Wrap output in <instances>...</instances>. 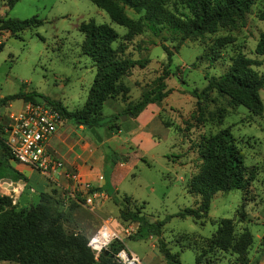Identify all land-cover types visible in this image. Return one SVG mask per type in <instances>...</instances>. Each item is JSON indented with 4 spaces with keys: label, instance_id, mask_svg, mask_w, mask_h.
Masks as SVG:
<instances>
[{
    "label": "rangeland",
    "instance_id": "1",
    "mask_svg": "<svg viewBox=\"0 0 264 264\" xmlns=\"http://www.w3.org/2000/svg\"><path fill=\"white\" fill-rule=\"evenodd\" d=\"M0 4L3 17L22 19L36 14L42 20L38 25L16 32L6 29L2 34L0 96L35 90L49 98L58 99L67 109L79 107L85 99L94 65L80 51L82 34L76 27L77 23L88 18L95 22H106L120 36L124 34L125 26L111 21L107 13L90 0H15L10 6L5 0H0ZM124 11L130 17L138 16L129 7L124 6ZM261 33L264 34V0H254L241 25L219 28L202 37L185 38L178 42L176 49L172 47L176 40L165 28L157 34L145 29L125 41L126 54L132 58H147L143 66L133 65L122 78L129 87V98H136L166 64L169 73L164 81L169 91L162 99L154 101L156 103L152 111L157 112V117H154L148 128L153 133L152 139L143 136L137 146H126L129 167L122 169L123 174L118 175L112 188L105 183L104 187L117 198V202L106 193L87 202L80 189H68L51 181L46 188L38 187L45 178L36 169L29 177V183L35 190L30 192L32 196L27 197L25 203L20 202L19 196H14L11 190L3 189V194L9 195L11 202L19 208L35 202L39 191L49 192L53 205L68 214L62 221L66 231H81L89 236L103 219H108L119 232L124 245L135 251L147 264H160L163 259L156 245L158 236L132 237L137 221L122 219L118 215L123 194L129 198L127 206L130 209L138 207L139 213L149 222L165 218L159 236L166 241L171 251L179 249L178 244H204L205 237L215 228L214 220L217 217H230L234 220L235 231L243 227L249 229L252 242L247 255L257 256L260 236L264 232V87L258 89L262 102V111L258 115L250 113L242 105H224V101L219 98L209 101L205 110H213L215 104L224 107L220 122L208 117L207 112L201 118L197 114L191 116L195 109V98L190 90L201 88L208 76L224 71L229 63L228 56L234 52V48L245 56L259 60L258 64L251 66L258 73H264V55L254 52L255 42ZM220 35L232 38L231 44L220 48V56L211 63L202 58L197 59L202 48ZM162 45L172 50L169 63L166 62L167 56ZM8 103L0 102V115L3 109L17 110L21 98H13ZM122 106L123 102L119 99L108 97L102 103L101 114L105 118L117 114L114 120L120 123L122 129L117 134V140L126 139L123 144L127 145L129 134L125 129L133 125V117L120 114ZM162 120L170 121L172 125L166 126ZM67 121L72 124L70 119ZM224 126L235 137L244 163L255 167L253 179L244 190L232 188L214 192L206 215L200 219L177 215L183 207L195 206L199 198L198 194L189 193L186 189L187 178L196 170L198 163L194 141L199 134L213 133ZM102 128V125L98 126L97 131L100 133ZM104 148L107 149L106 146ZM106 153L108 160L104 166L105 177L111 155L108 151ZM11 165L0 164V174H11L14 169ZM240 208L249 219H237L236 209ZM126 226L132 227L128 234L123 232ZM140 231L144 233V227ZM215 252L208 254L209 257L215 255ZM194 253L189 247L179 250V264H196L193 261ZM263 258L264 251L259 254V259ZM222 261L219 264H223ZM0 264L16 263L0 260Z\"/></svg>",
    "mask_w": 264,
    "mask_h": 264
},
{
    "label": "trees",
    "instance_id": "2",
    "mask_svg": "<svg viewBox=\"0 0 264 264\" xmlns=\"http://www.w3.org/2000/svg\"><path fill=\"white\" fill-rule=\"evenodd\" d=\"M10 6L15 0H5ZM97 7L103 9L109 19L125 26L126 30L120 36L116 30L106 22H95L93 19H82L76 27L82 34L80 51L87 55L94 65V73L87 88L84 101L79 107L66 109L58 99H52L35 90L26 92L17 91L0 96V102L9 99L22 98L36 101L44 99L51 102L58 110L61 118L70 119L83 125L107 126L109 129L117 128L118 122L114 119L117 114L105 118L101 114V106L106 97L117 98L123 102L119 113H131L134 117L148 102L159 101L168 93L164 78L169 71L162 68L140 91L136 98L130 99L129 87L123 81L133 65L143 66L147 58H132L125 52V41L147 29L157 34L161 29H167L176 43L185 38L202 37L206 33H213L219 28H234L244 22L245 13L254 0H90ZM124 6L131 8L138 16L133 18L124 11ZM36 14L22 19L4 16L0 27L10 32L22 30L25 27L41 23ZM232 43V38L226 35L214 37L197 59H205L209 63L220 56V48ZM2 42H0V48ZM232 47V46H231ZM167 60L170 61L171 49L162 45ZM254 52L264 55V34L261 33L254 45ZM229 63L224 71L218 75L207 77L205 84L197 89L190 90L194 96L195 109L191 116L197 117L207 112V116L220 122L224 115V107L215 104L213 110H205L209 101L221 99L224 105H242L252 114H260L262 102L258 96V89L264 87V73H258L252 64L259 60L245 56L240 50L228 56ZM194 63V62H193ZM215 93L212 95V93ZM164 125H172L170 121L162 120ZM176 129H179L175 125ZM106 146V150L105 147ZM105 162L108 153L109 161L113 162L118 153L106 143L101 146ZM198 163L196 170L186 181L189 193L198 194L195 206L183 207L177 215H190L194 220L206 215L209 200L218 190L228 191L232 188L244 190L255 174V167L247 165L236 139L229 128L219 127L209 134H199L194 141ZM11 156L0 138V164H6ZM15 177L24 181V176L13 169ZM104 179L99 187H104ZM107 189V188H106ZM107 193L114 202L117 198L107 189ZM129 198L123 194L120 198L118 215L122 219L137 221V227L132 237L139 235L158 236L157 248L166 264H179L177 251H171L166 241L159 236L165 218L149 222L140 213L138 207L130 209L127 206ZM243 207V205H242ZM237 219H249L244 210L236 209ZM67 212L57 209L53 205L49 192L39 191L35 202L27 206L16 208L7 194H0V260L13 261L16 264H120L114 257L115 250L122 244L120 240L111 241L108 246L99 251L96 256L86 245L87 235L81 231H66L62 221L66 219ZM215 228L204 239V244L188 243L196 250L194 263L216 264L213 251H224L231 255L229 263L253 264L264 251V232L260 236L258 255L254 260L247 256L248 248L252 242V234L248 228L243 227L235 231L234 220L230 217H217ZM144 227L145 232L140 231ZM105 250V251H104Z\"/></svg>",
    "mask_w": 264,
    "mask_h": 264
},
{
    "label": "crops",
    "instance_id": "3",
    "mask_svg": "<svg viewBox=\"0 0 264 264\" xmlns=\"http://www.w3.org/2000/svg\"><path fill=\"white\" fill-rule=\"evenodd\" d=\"M9 100L6 101L7 105H9ZM22 102L23 99L21 98V103ZM155 103L156 102L146 103L145 106L133 117V125L125 129L129 134L128 142L130 145L123 144L126 139L121 140L118 138L117 140V134L122 131L119 122L117 128H112V130L107 126H103L100 133L97 131V128L94 127L98 137L97 139L85 125L77 122H72L71 124L68 123L66 118L61 119L54 132L46 140V147L53 156L61 160L62 166L56 171L49 172L48 174H44L38 170V172L45 179L43 180L42 185L37 186H40L41 188L45 187L47 183L51 181L68 189L76 187L77 189L83 191L81 188V182H88L90 185L97 188L104 181L102 175L105 173L104 166L106 162L104 160V152L101 146L103 143H106L110 148L118 153L115 161L110 162L109 170L106 173L107 176H104L107 186L112 188L118 175L123 174L124 170L122 169L124 167H129L127 165L129 157L126 146H137L138 140H141L143 136L150 140L152 139L151 137H153V133H151L148 128L149 124L154 120V117H157V112L152 111ZM6 111L8 110L3 109L2 115H0V119L2 118L0 125L3 122L2 120ZM85 129L88 131L90 136L86 134ZM5 162L8 164L12 163L11 166L24 176V181L16 178L13 172L11 174L1 173L0 194L4 193L3 189L7 191L11 190L13 191L14 196H19L20 202L22 201L25 203L27 197L32 196L30 192H34L35 190L33 185L29 183V177L35 168L27 164L20 163L11 157L7 158ZM71 174H74L76 178H72ZM98 176H101V178L98 179ZM106 188L107 187H99L98 189L108 194ZM184 247L192 248L196 253V250L191 246V244H178L179 249L174 251H177L178 253V251L182 250ZM131 251L137 255L141 264H147L135 251ZM255 257L256 256L254 255L252 257L248 256L249 260H254ZM214 259L216 264H219L221 260H223V264H241L239 262L229 263L231 255L227 252L219 250L215 252ZM160 264H166V262L162 259L160 260ZM253 264H264V258L259 259L258 257Z\"/></svg>",
    "mask_w": 264,
    "mask_h": 264
},
{
    "label": "built area",
    "instance_id": "4",
    "mask_svg": "<svg viewBox=\"0 0 264 264\" xmlns=\"http://www.w3.org/2000/svg\"><path fill=\"white\" fill-rule=\"evenodd\" d=\"M2 17L0 12V23ZM5 30L0 27V42ZM60 120L61 115L51 102L44 99L23 100L17 110L6 111L0 125V138L13 159L48 174L62 166L61 160L53 156L46 147V140ZM71 177L76 178L74 174ZM81 188L87 202L106 193L91 187L88 182H81ZM131 229V226H126L123 232L128 234ZM113 240L122 242L114 252L116 261L120 264H141L137 255L124 245L119 232L111 226L108 219H103L87 237L86 245L96 256Z\"/></svg>",
    "mask_w": 264,
    "mask_h": 264
},
{
    "label": "water",
    "instance_id": "5",
    "mask_svg": "<svg viewBox=\"0 0 264 264\" xmlns=\"http://www.w3.org/2000/svg\"><path fill=\"white\" fill-rule=\"evenodd\" d=\"M128 115H130L131 116V113H128ZM124 117V116H123ZM88 129H89V131L98 139V137H97V135H96V132H95V129H94V127L93 126H91V125H89V124H87V125H85ZM105 251V250H104Z\"/></svg>",
    "mask_w": 264,
    "mask_h": 264
}]
</instances>
